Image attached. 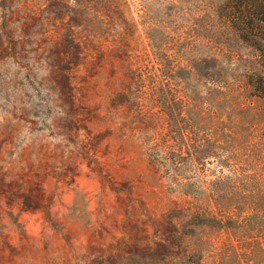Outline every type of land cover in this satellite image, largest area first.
Returning <instances> with one entry per match:
<instances>
[{
    "label": "rangeland",
    "instance_id": "rangeland-1",
    "mask_svg": "<svg viewBox=\"0 0 264 264\" xmlns=\"http://www.w3.org/2000/svg\"><path fill=\"white\" fill-rule=\"evenodd\" d=\"M223 1L0 0V264H232L244 250L194 215L214 159L186 193L150 163L168 119L148 78L123 95L155 64L148 32L185 38Z\"/></svg>",
    "mask_w": 264,
    "mask_h": 264
},
{
    "label": "trees",
    "instance_id": "trees-1",
    "mask_svg": "<svg viewBox=\"0 0 264 264\" xmlns=\"http://www.w3.org/2000/svg\"><path fill=\"white\" fill-rule=\"evenodd\" d=\"M198 21L185 38L148 32L155 64L132 73L123 95L140 92L148 78L168 119L150 163L182 178L192 195L193 176L205 175L213 158L219 175L201 179L198 198L209 207L194 215L244 246L232 264H264V108L253 105L264 103V0H225Z\"/></svg>",
    "mask_w": 264,
    "mask_h": 264
}]
</instances>
